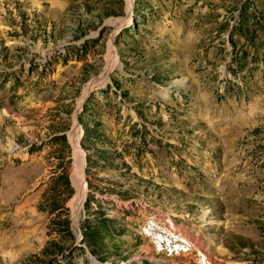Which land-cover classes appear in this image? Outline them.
<instances>
[{
    "label": "rangeland",
    "instance_id": "374dc122",
    "mask_svg": "<svg viewBox=\"0 0 264 264\" xmlns=\"http://www.w3.org/2000/svg\"><path fill=\"white\" fill-rule=\"evenodd\" d=\"M0 264H264V0H0Z\"/></svg>",
    "mask_w": 264,
    "mask_h": 264
},
{
    "label": "bare ground",
    "instance_id": "6f19581e",
    "mask_svg": "<svg viewBox=\"0 0 264 264\" xmlns=\"http://www.w3.org/2000/svg\"><path fill=\"white\" fill-rule=\"evenodd\" d=\"M109 58H110L109 60L111 62V60L114 59V54L111 53L109 55ZM106 75H107V73H106ZM96 85H97V83H90L85 88L84 93H83L81 100H80L81 103L85 100V98L95 88ZM74 136H75L74 137L75 141L78 143L79 134H76V135L74 134ZM83 153H82V151L80 152L79 149H77V159L75 161V165L73 168V180H74V184L78 190V194L76 195V197L73 201V213H74V217H75V221H76L77 225H79L80 210L82 209V205H83V202L85 199V192H86V182H85V175H84L85 157H84Z\"/></svg>",
    "mask_w": 264,
    "mask_h": 264
}]
</instances>
